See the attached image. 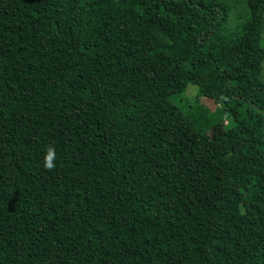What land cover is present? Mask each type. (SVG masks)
I'll return each mask as SVG.
<instances>
[{
	"label": "trees",
	"instance_id": "16d2710c",
	"mask_svg": "<svg viewBox=\"0 0 264 264\" xmlns=\"http://www.w3.org/2000/svg\"><path fill=\"white\" fill-rule=\"evenodd\" d=\"M243 2L227 30V0H0V264H264V0Z\"/></svg>",
	"mask_w": 264,
	"mask_h": 264
},
{
	"label": "rangeland",
	"instance_id": "374dc122",
	"mask_svg": "<svg viewBox=\"0 0 264 264\" xmlns=\"http://www.w3.org/2000/svg\"><path fill=\"white\" fill-rule=\"evenodd\" d=\"M229 1L232 5H231V12L228 18V22L226 24L227 26V30H231L234 29L235 26L240 23L243 22L246 18H247V13L245 11H247L246 9V4L243 2V0H227ZM246 16V17H245ZM262 37H264V33L261 34ZM262 79H264V62L262 63ZM186 99V100H185ZM210 99L205 98V97H198L197 96V89L196 86L194 85H189L187 90L184 93V100L183 101H189V102H197L199 104H204L207 106V111L209 112V114L214 115L217 117L221 116L219 115V113L217 114V112H219V104L214 103L212 101H209ZM222 120L224 121V123H226V117L222 116Z\"/></svg>",
	"mask_w": 264,
	"mask_h": 264
},
{
	"label": "clouds",
	"instance_id": "9594fccd",
	"mask_svg": "<svg viewBox=\"0 0 264 264\" xmlns=\"http://www.w3.org/2000/svg\"><path fill=\"white\" fill-rule=\"evenodd\" d=\"M57 154L56 149L53 146H47L43 155V167L52 171L56 168Z\"/></svg>",
	"mask_w": 264,
	"mask_h": 264
}]
</instances>
